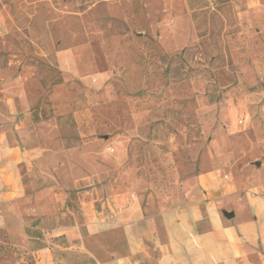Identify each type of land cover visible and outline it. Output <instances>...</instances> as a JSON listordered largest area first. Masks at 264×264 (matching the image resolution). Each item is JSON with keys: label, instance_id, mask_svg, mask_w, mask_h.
Listing matches in <instances>:
<instances>
[{"label": "rangeland", "instance_id": "374dc122", "mask_svg": "<svg viewBox=\"0 0 264 264\" xmlns=\"http://www.w3.org/2000/svg\"><path fill=\"white\" fill-rule=\"evenodd\" d=\"M0 127L76 209L84 192L146 202L211 145L264 153V0H0ZM28 228L25 264L41 244L77 258Z\"/></svg>", "mask_w": 264, "mask_h": 264}, {"label": "crops", "instance_id": "0c3cea01", "mask_svg": "<svg viewBox=\"0 0 264 264\" xmlns=\"http://www.w3.org/2000/svg\"><path fill=\"white\" fill-rule=\"evenodd\" d=\"M249 154L211 145L146 202L123 189L84 192L76 209L66 204L71 182L29 178V153L0 127V264H25L31 221L47 237L66 235L69 264H264V153ZM34 254L35 264L59 261L44 244Z\"/></svg>", "mask_w": 264, "mask_h": 264}, {"label": "water", "instance_id": "95a60500", "mask_svg": "<svg viewBox=\"0 0 264 264\" xmlns=\"http://www.w3.org/2000/svg\"><path fill=\"white\" fill-rule=\"evenodd\" d=\"M229 215V214H228Z\"/></svg>", "mask_w": 264, "mask_h": 264}]
</instances>
